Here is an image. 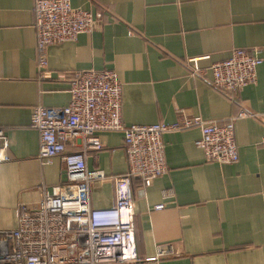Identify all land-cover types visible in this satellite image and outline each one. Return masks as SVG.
<instances>
[{
  "label": "crops",
  "instance_id": "1",
  "mask_svg": "<svg viewBox=\"0 0 264 264\" xmlns=\"http://www.w3.org/2000/svg\"><path fill=\"white\" fill-rule=\"evenodd\" d=\"M101 18L90 34L51 46L40 74L34 0H0V127L8 140L0 164V231L17 226L21 205L36 207L42 190L66 181L60 157L39 160L40 138L30 127L38 107L63 108L75 72L109 70L122 84L125 126L175 124L180 114L225 124L240 109L257 114L235 123L239 159L208 162L196 146L200 130L163 136L168 171L143 187L132 181L136 245L142 258L168 248L161 264H264V65L236 102L191 73L227 60L232 50L264 56V0H72ZM90 170L105 173L92 186L94 208L115 203L113 178L128 173L124 135H98ZM163 206L162 210L155 207Z\"/></svg>",
  "mask_w": 264,
  "mask_h": 264
},
{
  "label": "built area",
  "instance_id": "2",
  "mask_svg": "<svg viewBox=\"0 0 264 264\" xmlns=\"http://www.w3.org/2000/svg\"><path fill=\"white\" fill-rule=\"evenodd\" d=\"M72 0H34V29L40 74L47 68V51L57 44L75 42L92 33L101 15L74 8ZM199 59L188 66L195 76L211 74V85L230 101L257 82L264 56L258 50L234 49L227 60L201 69ZM71 100L63 108L38 107L30 127L40 138L39 160L49 164L60 157L66 181L53 191L42 190L36 207H19L17 226L0 231V264H161L172 256L168 248L142 258L138 254L132 204V181L142 180L150 187L168 169L163 136L197 128L201 138L196 146L208 162L235 163L239 159L235 123L257 114L240 109L225 124L180 114L175 124L125 126L122 119V84L113 71L87 70L68 79ZM120 132L124 135L128 173L113 178L116 200L108 208H94L92 186L104 180L102 171L90 170L86 155L99 151L98 135ZM264 147V138L260 144ZM8 140L0 127V164L7 160ZM163 206L155 207L162 210Z\"/></svg>",
  "mask_w": 264,
  "mask_h": 264
}]
</instances>
